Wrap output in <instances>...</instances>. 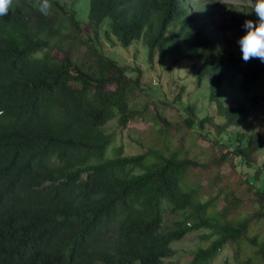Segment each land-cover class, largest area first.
Segmentation results:
<instances>
[{"label": "trees", "instance_id": "1", "mask_svg": "<svg viewBox=\"0 0 264 264\" xmlns=\"http://www.w3.org/2000/svg\"><path fill=\"white\" fill-rule=\"evenodd\" d=\"M198 1L51 0L45 16L34 0H14L0 17V264H163L175 255L172 241L199 229L207 243L189 252L187 264H211L225 247L249 264L244 244L264 264V234L256 241L264 159H255L264 126L263 137L240 129L260 104L249 92L264 63L244 62L211 11L223 10L241 34L243 22L257 18ZM102 36L121 47L141 40L149 63L167 47L200 59L192 69L197 85L208 80L213 111L195 117L187 104L181 126L197 125L210 142L206 156H188L181 136L170 147L175 132L163 114L170 102L146 96L138 71L130 76L134 68L104 53ZM225 87L229 102L219 96ZM137 122L151 132L129 136L139 151L117 145L107 157ZM209 127L219 138L206 135ZM239 187L244 193L236 195ZM243 196L256 205L251 213H239ZM164 205L178 215L167 226Z\"/></svg>", "mask_w": 264, "mask_h": 264}, {"label": "rangeland", "instance_id": "2", "mask_svg": "<svg viewBox=\"0 0 264 264\" xmlns=\"http://www.w3.org/2000/svg\"><path fill=\"white\" fill-rule=\"evenodd\" d=\"M199 2L198 0H195ZM202 1V0H200ZM216 5V8L226 9L228 5L234 6V4L242 2V0H210ZM78 8L80 9V17L84 20L83 5L77 3ZM213 21L215 24L224 27V33L229 38V40L235 45L239 46L237 43V38L242 35L234 27H231L230 21L227 19L226 14L222 12H217L216 10L211 11ZM219 32H222L223 29L219 28ZM113 40L101 37L100 46L103 49L104 53L109 57L115 59L120 64H126L127 66L134 68L135 71L130 72V76H134L137 71L139 73V79L143 92L146 96L153 100H167L170 102V107L165 108L163 111L164 117L171 124V132H175V135L167 138L170 140V147L176 144L179 136L183 139V144L188 149V156L195 155L201 160L202 157L206 156V153L202 151L207 150L209 141L200 138L196 132L199 131L197 125H193L191 129L187 130L181 126V118L185 117L187 112L183 108L187 104H193L195 109L193 111L195 117L203 116L206 113H212L213 104L208 101V80L203 79L200 84H196V78L194 70L192 69L193 65H198L200 59L195 58H186L184 56V50L180 49L175 51L171 47L165 48L164 54L160 57H155L152 63H149L146 54L145 46L142 43L138 45V42H132L127 47H121L117 44L112 43ZM178 86H183V90L179 89ZM180 92V93H179ZM231 91L228 87L222 88L219 92V96L224 100L229 102V97ZM250 97H257L259 103L254 109L248 114L244 123L241 125L240 129H243L244 132L256 130L263 137L262 131L264 126V112H261L263 109L264 101V76H262L253 86L252 90L249 92ZM177 96V97H176ZM248 98L245 99L247 102ZM150 125V124H149ZM129 127L126 130H123L117 135L116 141L112 143L106 150V156H112V149L117 145L123 147L125 154H133L139 151V148L136 144L132 143L129 139V136L133 138L142 140L138 138V135H141L142 132L146 135L151 134L149 127L143 123H129ZM114 127L113 123H109L106 129ZM209 130V131H207ZM206 135L209 137L219 138L212 128H207ZM142 136V135H141ZM261 137V138H262ZM146 143H149L151 139H144ZM154 141V140H153ZM255 159L261 161L264 159V144L259 147V152L257 153ZM223 173H229V169L223 167ZM264 179V173L261 174ZM228 181L224 178L221 181V185L224 184L230 189L235 188L236 186V176L230 173V176H227ZM242 185H245L244 183ZM244 187V186H243ZM243 187L237 188L235 194L244 193ZM243 203L239 208V213L247 214L251 213L256 205H253L248 197L243 196ZM163 221L162 226H167L178 217L177 214L169 213L166 209V206H163ZM258 227L261 229L262 233L259 234L256 238V241H261L264 234V220H260ZM207 232L205 229H199L191 231L185 234L182 238L176 241H172L169 245L175 251V255L170 258L163 259V264H187L189 260V252L195 249L197 246H202L207 243V240L203 239L201 235ZM255 231H252L251 234H254ZM248 249L245 250L242 258L247 257L250 261L249 264H259L255 261V256L252 253V247L248 244H244ZM256 245L254 246V249ZM211 264H239L236 262L232 256L231 249L229 247L223 248L217 256L214 258Z\"/></svg>", "mask_w": 264, "mask_h": 264}, {"label": "clouds", "instance_id": "3", "mask_svg": "<svg viewBox=\"0 0 264 264\" xmlns=\"http://www.w3.org/2000/svg\"><path fill=\"white\" fill-rule=\"evenodd\" d=\"M13 6L14 0H0V17L7 16ZM32 6L45 16L49 15L52 9L51 0H34ZM231 8L244 13H253L257 18L256 22L251 19L243 22L244 32L237 38V43L244 62L258 59L264 63V0H242Z\"/></svg>", "mask_w": 264, "mask_h": 264}]
</instances>
